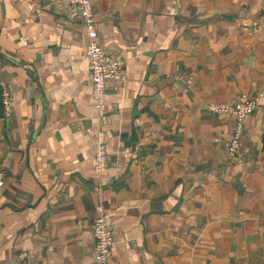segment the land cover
<instances>
[{
	"label": "crops",
	"instance_id": "1",
	"mask_svg": "<svg viewBox=\"0 0 264 264\" xmlns=\"http://www.w3.org/2000/svg\"><path fill=\"white\" fill-rule=\"evenodd\" d=\"M91 3L124 76L99 100L80 21L58 0H0V264H96L99 205L108 264H264V0ZM243 95L256 105L230 158L233 113L211 107Z\"/></svg>",
	"mask_w": 264,
	"mask_h": 264
},
{
	"label": "built area",
	"instance_id": "2",
	"mask_svg": "<svg viewBox=\"0 0 264 264\" xmlns=\"http://www.w3.org/2000/svg\"><path fill=\"white\" fill-rule=\"evenodd\" d=\"M58 7L63 10L69 19L79 20L85 31L87 36L85 56L88 62L89 82L93 98L99 100L105 92L107 82L124 79L122 62L118 57L107 55L99 45L97 19L91 0H58ZM1 105L4 116L8 117L11 112V95L4 89L1 91ZM255 105V99L243 95L235 101L234 105H213L211 107V110L217 114L233 113L232 132L227 144V153L230 158H236L240 154L243 122L252 115ZM105 140L104 133L99 132L96 137L97 149L93 158V170L97 174L101 173L106 167ZM3 185L4 167L0 158V188ZM92 234L95 242L94 260L96 264H108V256L114 240L111 229L105 223V216L100 205L96 207Z\"/></svg>",
	"mask_w": 264,
	"mask_h": 264
}]
</instances>
